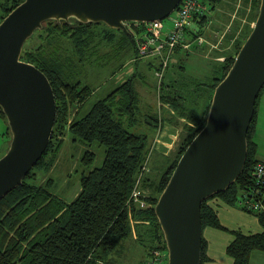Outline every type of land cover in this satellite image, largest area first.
<instances>
[{"label":"trees","instance_id":"obj_1","mask_svg":"<svg viewBox=\"0 0 264 264\" xmlns=\"http://www.w3.org/2000/svg\"><path fill=\"white\" fill-rule=\"evenodd\" d=\"M22 1L0 0L2 8L0 22ZM202 1L209 3L210 7L207 6L204 13L191 15L198 29L187 27L185 31V35L191 34L194 42L195 38L204 34V28L211 17L208 15L209 10L215 9L222 0ZM242 1L246 6L250 4L253 8L250 11L253 13L250 18L254 21L260 0ZM96 24L104 23H82L75 18H71L70 21L47 20L43 28L38 29L25 43L21 59L34 63L47 75L53 86L57 103L53 133L46 151L36 163L37 168L51 170L66 135L70 134L73 141L86 146L80 158L85 169L80 175V189L77 196L70 202L50 191L51 179L44 184L37 183L38 173L34 169L36 165L25 176L22 184L0 200V264H100L109 260L111 252L120 241L132 235L133 229L136 231L137 240H147L145 245L147 256L153 248L166 250L160 225L154 214V204L180 155L204 125L211 100L204 114L193 118L187 113L185 95L178 92L174 83H167L165 72L159 85L161 105H167L168 107L164 109H172L178 116L186 118L193 124H183L185 136L174 158L168 161L159 176L157 178L146 174L143 176L139 187L147 194V197H144L147 206L137 207L131 204L128 207L126 203L141 166L148 160L149 152L147 135L132 131V127L137 122L139 100L134 86L135 75L93 102L84 114L78 115L92 90L80 81L70 79L69 66L76 59L65 52L66 47L63 43V39L73 42L77 55L82 52L83 48L80 49V46L83 45L84 49L87 48L92 53V47H96L91 40L95 35L92 27ZM243 27H245L243 36H236L232 40L231 50L221 52L217 56L222 59H217L220 63L219 74L212 78V88L225 76L251 29L249 25ZM132 28L139 29L135 26H126V31H122L131 38L134 58H148L138 57ZM232 37L233 35L229 38ZM88 38L90 39L86 41ZM229 38L228 42L231 40ZM185 42H187L186 38ZM27 43H30V46L26 47ZM187 43L190 46V42ZM202 44L195 42V46ZM189 46L183 48L178 44L172 55L181 49H188ZM157 68H159L158 60L154 69ZM263 87L257 95L253 117L247 130V156L243 171L225 191L203 200L200 206L202 229L206 226L225 229L216 211L208 203L211 198H219L227 204L236 205L257 217L262 229L258 233L246 234L240 230H229L233 239L227 245L226 253L232 258L233 264H248L252 252H264V209L245 210L238 204L240 197L253 189H257L256 196L260 197L264 204V184H258L253 174L254 167L259 162L256 158V143L253 138L258 99ZM158 114L144 117L145 122L153 127V131L165 123ZM168 119L172 122L176 121L175 116H170ZM0 120L5 124L4 134L10 142V128L1 107ZM94 144L103 147V157L99 165L95 163L96 152L91 148ZM137 224L147 227L146 231L141 232ZM205 249L206 242L201 238V263L207 260Z\"/></svg>","mask_w":264,"mask_h":264},{"label":"water","instance_id":"obj_2","mask_svg":"<svg viewBox=\"0 0 264 264\" xmlns=\"http://www.w3.org/2000/svg\"><path fill=\"white\" fill-rule=\"evenodd\" d=\"M181 0H23L0 22V107L11 140L0 157V200L23 183L46 151L57 103L47 75L21 59L26 41L47 20L125 22L167 17ZM195 30L198 27L191 24ZM264 85V0L225 76L216 84L204 125L190 140L154 204L167 264H201V202L225 191L243 171L247 130Z\"/></svg>","mask_w":264,"mask_h":264},{"label":"rangeland","instance_id":"obj_3","mask_svg":"<svg viewBox=\"0 0 264 264\" xmlns=\"http://www.w3.org/2000/svg\"><path fill=\"white\" fill-rule=\"evenodd\" d=\"M207 6L210 7V4L207 3ZM251 9L253 8L250 4L246 6L242 0H222L215 9L209 10L208 15L211 17H209V23L204 28L205 31L202 35L205 40L202 44L203 48L199 45L195 46L191 34L187 33L185 38L187 42H190L189 48L181 49L172 55L165 78L173 80L178 92L185 95L187 113H190L193 118H197L208 99L211 100L214 90L211 86L212 78L219 74L220 63L217 59H222L217 56L221 52L231 50L232 40L236 36H243L245 28L243 26H252L254 21L250 18L253 14L250 13ZM1 12L2 8L0 7ZM175 15L176 10H173L162 19L164 24L168 26L170 18ZM236 19L237 21H235ZM92 30L95 35L91 42L96 44V47H92L93 54L87 48L84 49L83 45L80 46V49L83 48L82 52L77 55L74 43L63 39L66 47L65 52L76 59L69 66L70 79L80 81L92 90L78 115L84 114L93 102L104 97L130 76L135 75L134 86L138 92L139 100L137 122L132 127V131L147 135L149 152L148 171H145V174L157 178L168 161L174 158L178 146L185 136L183 123L179 120V124H172L173 126L167 130L169 133L167 135L163 132L164 124L158 126L160 135L155 141L153 127L145 122L144 117L149 114L159 113V117L165 121H169L168 118L172 116L168 109H164V105H161L159 99L161 88L154 69L157 60L153 57L134 58L131 38L120 29L109 28L105 24H96L93 25ZM231 35L233 37L229 38ZM228 38L231 39L229 42ZM28 45L30 46V43H27L26 47ZM167 88L172 89V87ZM4 130L5 124L0 120V157L6 152L9 145ZM91 148L96 152L95 163L99 165L103 157V147L94 144ZM85 149L84 144L73 141L71 135L67 134L58 159L51 170L47 171L43 167L37 168V165L34 167L38 173L37 183L44 184L48 179H51L50 191L67 202L72 201L75 197L72 196V193L79 190L80 175L85 169L80 161ZM137 227L141 232H145L147 229L141 224H137ZM146 244L147 240L141 241L129 236L120 241L109 255V260L100 264H143L147 259Z\"/></svg>","mask_w":264,"mask_h":264},{"label":"built area","instance_id":"obj_4","mask_svg":"<svg viewBox=\"0 0 264 264\" xmlns=\"http://www.w3.org/2000/svg\"><path fill=\"white\" fill-rule=\"evenodd\" d=\"M207 9V3L202 0H181L176 10V15L171 17L168 26H166L162 19H156L146 22L127 21L125 26L138 27L139 29L132 28L134 32V40L138 57H153L159 61V68L155 70V75L158 77L159 82L168 68L172 52L175 47L180 44L183 48H187L189 43L185 42V31L187 27H191L193 23L191 19L192 13H204ZM197 44H202L205 40L202 36L194 39ZM160 85V83H159ZM157 128L154 140L156 141L160 135ZM148 171L147 160L143 163L140 171L136 177L135 184L132 188L130 197L127 201L128 207L135 204L137 207H146L147 197L145 190L141 189L139 185ZM253 174L256 182L260 185L264 184V162H257ZM257 189L244 193L238 200L240 207L245 210H262L264 204L260 197L256 196ZM167 253L165 249L153 248L144 261V264H166Z\"/></svg>","mask_w":264,"mask_h":264},{"label":"crops","instance_id":"obj_5","mask_svg":"<svg viewBox=\"0 0 264 264\" xmlns=\"http://www.w3.org/2000/svg\"><path fill=\"white\" fill-rule=\"evenodd\" d=\"M172 81L169 79L167 80V83L172 84ZM208 103L209 99L204 108L201 110L199 116H202L204 114V110ZM164 107L168 106L166 105ZM167 109L170 111V113H172V116H175L176 121H165L163 131L165 135L169 134L167 133V130L173 126L172 124L180 123L179 120H181L183 124H193L186 118L178 116L172 109ZM156 131L157 130L153 131V139L155 138ZM253 139L256 143V158L259 161L264 162V87L258 99L256 128ZM77 192H73L72 196L76 197ZM208 203L216 211L219 221L225 229H218L210 226H206L202 229V238L206 242L205 254L207 256V260H205L201 264H233L232 258L226 253V247L233 239V236L229 232V230H240L241 232L246 234L258 233L262 230L261 225L254 214L244 211L236 205L227 204L219 198H211ZM131 237L133 239H136L135 229H133ZM248 264H264V252H252Z\"/></svg>","mask_w":264,"mask_h":264}]
</instances>
